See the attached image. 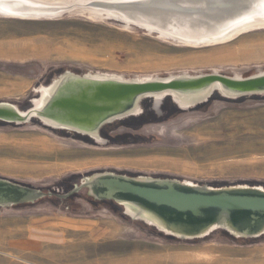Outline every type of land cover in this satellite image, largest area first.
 Wrapping results in <instances>:
<instances>
[{
    "label": "rangeland",
    "instance_id": "374dc122",
    "mask_svg": "<svg viewBox=\"0 0 264 264\" xmlns=\"http://www.w3.org/2000/svg\"><path fill=\"white\" fill-rule=\"evenodd\" d=\"M0 51L9 54L0 56V102L28 109L33 91L63 70L132 77L264 67V29L193 48L82 15L0 18ZM178 113L156 125L130 124L136 118L106 126L104 134L115 139L105 147L36 123L0 122V177L59 195L105 171L213 187H264V98L224 101L215 94L211 103ZM81 195L87 196H74L83 207L73 210L49 197L0 208V264H264V237L240 242L219 231L180 241L132 221L115 203L97 208Z\"/></svg>",
    "mask_w": 264,
    "mask_h": 264
},
{
    "label": "water",
    "instance_id": "95a60500",
    "mask_svg": "<svg viewBox=\"0 0 264 264\" xmlns=\"http://www.w3.org/2000/svg\"><path fill=\"white\" fill-rule=\"evenodd\" d=\"M74 15L203 48L264 29V0H0V18L56 21ZM216 93L224 101L264 98V67L132 77L67 71L37 87L28 109L0 102V122L23 126L35 120L45 129L86 136L105 147L108 141L100 133L106 126L135 120L150 107L151 117L161 116L167 99L190 113L211 103ZM82 192L93 204L115 203L132 221L180 241L203 240L219 231L240 242L264 237V187L247 183L213 187L105 171L59 195L0 177V208L47 197L66 200Z\"/></svg>",
    "mask_w": 264,
    "mask_h": 264
},
{
    "label": "flooded vegetation",
    "instance_id": "af4514ba",
    "mask_svg": "<svg viewBox=\"0 0 264 264\" xmlns=\"http://www.w3.org/2000/svg\"><path fill=\"white\" fill-rule=\"evenodd\" d=\"M67 71H70V72H72V73H75L74 71H72V70H63V71H60V73H58L57 75H54V77L52 78V80H54V79H56V78H58L60 75H62L63 73H65V72H67ZM76 74H78V73H76ZM79 75H81V74H79ZM51 80V81H52ZM50 81V82H51ZM49 82V83H50ZM167 104V105H166ZM166 105V106H165ZM165 105L163 106V108H162V110H163V115L162 116H158L157 114H155L154 116H150V113L152 112V110L150 109V108H145V112L140 116V117H138L135 121H131V123L130 124H133V125H138V126H141V127H143L144 125H156V124H158V122L159 123H161V122H164L166 119H172L173 117H175L177 114H179L178 113V109L174 106V105H172L171 104V101L170 100H166L165 101ZM156 122V123H155ZM33 123H36V124H38V122L37 121H33ZM115 125H119V123L118 124H116L115 123ZM114 125V126H115ZM106 129H108V127L107 128H105V129H103L102 131H101V136H102V138H105V139H107L108 141H109V145L111 144L110 142H112V139H115V138H113V136L114 135H111V133H110V135H108L109 133H107V134H104V131H106ZM66 133V132H65ZM67 135H66V137L67 138H73V139H75V138H79L80 140L81 139H83V140H81V141H83V142H88V143H90V144H92V140L90 139V138H85V137H81V136H78V135H76V134H70V133H66ZM148 136V135H147ZM147 136H146V134H145V136L143 137L142 136V138H143V140H145V139H148L147 138ZM141 137V136H140ZM53 193H55L56 194V192L53 190ZM80 196V195H79ZM82 196V195H81ZM53 199H58V198H56V197H52ZM76 196H74V197H71V198H69V199H66V200H61V199H58L59 201H60V203L63 205V206H65V208L67 209V210H73V209H78V208H82L83 207V203H82V201H77L76 200ZM82 199L83 200H88V201H90V199L87 197V196H82ZM84 203L86 202V201H83ZM98 205H97V208H99V207H101V205L103 204V205H109V203H97ZM112 204L113 203H111L109 206H107V207H109V208H111V206H112ZM97 208H95L96 210H97ZM83 209H85L86 210V208H83Z\"/></svg>",
    "mask_w": 264,
    "mask_h": 264
},
{
    "label": "crops",
    "instance_id": "0c3cea01",
    "mask_svg": "<svg viewBox=\"0 0 264 264\" xmlns=\"http://www.w3.org/2000/svg\"><path fill=\"white\" fill-rule=\"evenodd\" d=\"M1 55H5V57L8 55L9 56V54H7V51H0V56ZM5 57H2V58H5ZM75 224H82V223H78V222H76ZM81 229H80V231H86L87 230V228L86 227H80ZM93 230V232H92V234H90V235H96L97 234V230L96 229H92ZM82 237H87V235H84V236H82Z\"/></svg>",
    "mask_w": 264,
    "mask_h": 264
},
{
    "label": "trees",
    "instance_id": "16d2710c",
    "mask_svg": "<svg viewBox=\"0 0 264 264\" xmlns=\"http://www.w3.org/2000/svg\"><path fill=\"white\" fill-rule=\"evenodd\" d=\"M176 107V106H175ZM177 108V107H176ZM150 109H151V107H150ZM152 110V109H151ZM153 111V110H152ZM164 114V113H163ZM156 123V122H155ZM221 233H224V235H226V236H228V237H230L227 233H225V232H221ZM231 238V237H230Z\"/></svg>",
    "mask_w": 264,
    "mask_h": 264
},
{
    "label": "bare ground",
    "instance_id": "6f19581e",
    "mask_svg": "<svg viewBox=\"0 0 264 264\" xmlns=\"http://www.w3.org/2000/svg\"><path fill=\"white\" fill-rule=\"evenodd\" d=\"M202 60H204V59H202ZM193 61H195V60H193ZM198 61V60H197ZM197 61H195V62H197ZM205 62V61H204ZM217 94V93H216ZM198 108V107H197ZM152 109V108H151ZM159 116V115H158ZM162 116V115H161ZM100 135H101V133H100ZM102 137V136H101ZM108 144V143H107Z\"/></svg>",
    "mask_w": 264,
    "mask_h": 264
}]
</instances>
